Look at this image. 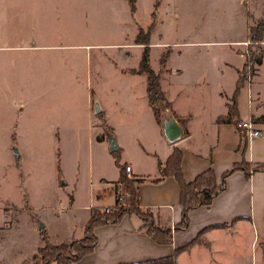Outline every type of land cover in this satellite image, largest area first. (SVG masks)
Wrapping results in <instances>:
<instances>
[{"label":"rangeland","instance_id":"rangeland-1","mask_svg":"<svg viewBox=\"0 0 264 264\" xmlns=\"http://www.w3.org/2000/svg\"><path fill=\"white\" fill-rule=\"evenodd\" d=\"M263 24L264 0H0V264H41L42 223L53 244L82 237L117 160L154 164L149 150L163 143L137 72L138 36L149 35L150 65L173 106L201 112L218 86L233 84L232 64L259 48L264 62V32L250 39ZM156 103L163 121L170 112ZM111 187L116 196L124 182ZM240 258L264 264L262 235Z\"/></svg>","mask_w":264,"mask_h":264},{"label":"crops","instance_id":"crops-1","mask_svg":"<svg viewBox=\"0 0 264 264\" xmlns=\"http://www.w3.org/2000/svg\"><path fill=\"white\" fill-rule=\"evenodd\" d=\"M245 60L244 57L239 65L232 64L235 72L233 84L229 89L218 86L214 93L208 96L207 104L201 112L175 108L173 101L168 99L170 114L159 122L154 113L161 131L160 141L163 148L161 150L155 147L149 150L154 154L153 165L152 162L145 165L132 158L120 163L123 166L130 164L131 173L135 178H144L139 184L140 206L153 212L164 225L173 227L181 219L183 211L178 180L172 175L161 177L162 165L176 146L183 150L182 168L186 180H193L208 167H213L221 177L236 161L246 159L252 164L264 162V85L263 80L260 81L261 76H257V73L249 76L237 94L239 120L252 121L261 133L247 139L234 121L221 120L229 114V104L236 89L239 68ZM263 65L264 62L258 65V69ZM199 79L210 80L213 77L203 74ZM98 112L101 115L104 113L99 104L96 113L99 114ZM171 118L183 128V132L174 139L168 137L164 126V122ZM100 133L97 132L96 139L109 147L108 136H101ZM148 153L143 150L142 156L147 157ZM158 177L161 178L153 179ZM119 179L120 169L115 177H101L104 185L99 189L97 196L98 200L103 202L88 205L83 234L91 208L112 205L115 202V194L109 191L112 189V183ZM142 224L143 219L137 213H127L118 223L97 226V246L93 252L79 260L78 264H122L165 256L173 253L176 247L189 243L203 229L202 237L208 242L192 243L178 254L177 264H241L243 261L240 254L246 241L252 238L254 242L257 234L264 238V170L253 172L250 177L242 170L231 173L227 177L226 188L214 197L210 205L191 210L189 226L174 231L172 243L155 241L141 228ZM41 229L49 232L45 223L40 225L39 230Z\"/></svg>","mask_w":264,"mask_h":264},{"label":"trees","instance_id":"trees-1","mask_svg":"<svg viewBox=\"0 0 264 264\" xmlns=\"http://www.w3.org/2000/svg\"><path fill=\"white\" fill-rule=\"evenodd\" d=\"M132 7L133 9L135 8V6ZM250 29V39L261 41L264 24L263 28L257 32H254V27L252 26ZM136 42L145 43L137 72L146 74L149 101L153 107L156 119L161 122L163 110L157 106L156 101H162L165 108L170 107V101L161 87L159 74L150 65L149 35L147 34L146 39H140L138 36ZM259 49L261 52L252 51L250 57L246 59L244 64L245 70L238 77L236 89L232 101L229 104V114L221 118L223 121H234L239 129H241V120L238 117L239 107L237 104V94L247 78L255 74L256 67L252 66L263 62V51L261 48ZM250 68L252 69L251 75H249L248 71ZM182 159L183 150L176 146L162 165L161 170V177L169 175L175 176L181 189L180 201L183 205L182 217L173 227L162 224L153 212L141 208L139 184L144 178L128 177L125 165H121L120 161L117 160V163L120 165V179L117 182H124V190L116 195L115 204L107 208L93 206L91 208V215L85 224L84 235L80 238L72 239L69 242L63 241L58 244H53L49 241L46 230L41 229L42 239L45 242L44 245L39 247V253L42 257L41 264H78L79 260L86 254L93 252L97 246L99 238L96 234V227L106 223H118L127 213H137L143 219L141 228L145 229L155 241L159 243H172L174 240V231L189 226L191 210L202 205H210L214 197L226 188L227 177L231 173L236 170H242L246 173L247 177H250L253 172L264 170V162L252 164V162L243 159L234 162L230 168L222 173L221 177L217 175L213 167H208L201 171L193 180H186L182 168ZM161 177L153 179H160ZM119 195H123V199H119ZM203 230L189 243L176 247L171 254L147 260L124 262L122 264H177L178 254L187 249L192 243L208 242L202 237Z\"/></svg>","mask_w":264,"mask_h":264},{"label":"built area","instance_id":"built-area-1","mask_svg":"<svg viewBox=\"0 0 264 264\" xmlns=\"http://www.w3.org/2000/svg\"><path fill=\"white\" fill-rule=\"evenodd\" d=\"M241 132L247 139L251 138L252 136L259 135L261 132L260 130L254 127V123L252 121H241ZM126 171L128 175H131L132 166L130 164L125 165ZM119 199H123V195H119Z\"/></svg>","mask_w":264,"mask_h":264},{"label":"water","instance_id":"water-1","mask_svg":"<svg viewBox=\"0 0 264 264\" xmlns=\"http://www.w3.org/2000/svg\"><path fill=\"white\" fill-rule=\"evenodd\" d=\"M164 126L166 128V133L170 139L176 138L178 135H180L183 132V128L179 126L177 121L174 118H171L169 120H166L164 122ZM119 145L116 141H113L111 144V149H117Z\"/></svg>","mask_w":264,"mask_h":264}]
</instances>
